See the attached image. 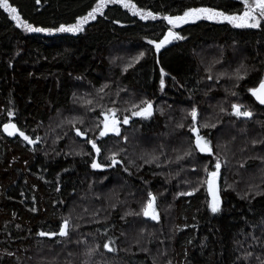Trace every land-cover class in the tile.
<instances>
[{
	"label": "trees",
	"instance_id": "1",
	"mask_svg": "<svg viewBox=\"0 0 264 264\" xmlns=\"http://www.w3.org/2000/svg\"><path fill=\"white\" fill-rule=\"evenodd\" d=\"M263 77L264 0H0V264H264Z\"/></svg>",
	"mask_w": 264,
	"mask_h": 264
},
{
	"label": "rangeland",
	"instance_id": "2",
	"mask_svg": "<svg viewBox=\"0 0 264 264\" xmlns=\"http://www.w3.org/2000/svg\"><path fill=\"white\" fill-rule=\"evenodd\" d=\"M64 30L68 31V30H71V29L64 28ZM177 39H178L177 35H172L169 38L168 43L175 42V41H177ZM215 48H218V46L211 44V45H205L203 47V50H205L206 52L213 50V53H215L217 51ZM233 51H234L233 53L236 54V56L240 55L239 49H237V50L233 49ZM200 57H201V53H199L198 57H197L199 63H201V58ZM227 72H229V70L224 71L223 73H221L222 78H226L227 79L226 83L228 82V78H229V75H230ZM152 111H153V109H152L151 104L150 103H146L144 106H142L139 109L133 111L132 114L130 115V117H149L152 114ZM242 114H244V115L248 114V116L250 115L249 112H245V113H242ZM130 117H127L126 119L123 117V118L120 119L116 115V112L113 111V110H109V111L104 112L102 114V118L99 119V123H98L99 131H98L97 136L98 137H102V136H105V135H108V134H115L116 135V134L120 133V125H121V123L122 124L126 123L128 120H130ZM191 126H193L191 132H192V135L194 136V143H195V146H196L197 150L200 151V152L209 153L210 149L208 147H206V145L201 142L200 135H199V129H198L197 125L196 124H192ZM164 129H167V127H165ZM167 130L169 131V129H167ZM133 137H134V135L130 136L131 141L134 140ZM149 139L150 140H148V142H147L148 145L155 144L156 138L150 137ZM135 144H138V141L135 142ZM91 145L93 146L94 150H97V144L96 143L92 142ZM131 145H132V143H131ZM110 162L112 163L113 166H115V164L119 162V159H117L116 157H112L110 159ZM215 165H216V168L219 169L220 165L218 163H216ZM92 167L93 168H98L100 166L97 163L94 162ZM209 171H211V170H209ZM207 173H206V177H207ZM205 184H206V180H205ZM214 196H212V197H214Z\"/></svg>",
	"mask_w": 264,
	"mask_h": 264
},
{
	"label": "water",
	"instance_id": "3",
	"mask_svg": "<svg viewBox=\"0 0 264 264\" xmlns=\"http://www.w3.org/2000/svg\"><path fill=\"white\" fill-rule=\"evenodd\" d=\"M172 36V31L167 30L166 34L164 35L162 39V43L166 44L169 40V38ZM249 93L251 94L252 98L256 103L259 105L264 106V77L263 79L258 83V85L254 88H252ZM239 108V107H236ZM248 116V114H246ZM9 129L13 133H18V129L15 123L8 122L3 125V129ZM81 138H86V135L77 131L76 132ZM220 183V173L219 169L216 168L214 170H211L207 173L206 177V186L209 189L212 196H214L218 190H219V184ZM144 215L149 218H154L157 215V208H156V202L155 197L150 194L149 195V202L144 210ZM65 229V223L63 224L61 232H64Z\"/></svg>",
	"mask_w": 264,
	"mask_h": 264
}]
</instances>
